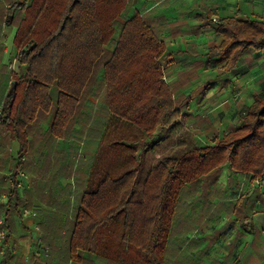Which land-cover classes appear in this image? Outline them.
Segmentation results:
<instances>
[{
    "label": "crops",
    "instance_id": "0c3cea01",
    "mask_svg": "<svg viewBox=\"0 0 264 264\" xmlns=\"http://www.w3.org/2000/svg\"><path fill=\"white\" fill-rule=\"evenodd\" d=\"M14 2L0 0V110L13 76L21 72L15 45H5L21 16L22 7L8 12ZM135 15L147 21L160 42L159 60L181 110L179 120H198L197 146L213 145L236 129L264 91V51H248L226 70L227 62L217 53V26L229 20L264 21V0H132L118 18V28ZM100 99L101 94L89 96L61 137L52 133L53 113L40 114L25 152L0 125V221L6 232L0 264H108L87 253L72 261L68 250L100 152L102 172H123L117 159L122 131L106 135L109 112L105 106L98 110ZM164 131L139 138L132 150L138 163L132 161L128 168L139 165L138 184L165 157L155 155L156 146L169 136ZM141 197V192L133 196ZM187 226L194 233H182ZM171 232L174 248L171 255L168 245V264H264V177L236 173L226 164L219 174L200 179L198 208L178 214ZM195 235L199 237L192 243Z\"/></svg>",
    "mask_w": 264,
    "mask_h": 264
},
{
    "label": "trees",
    "instance_id": "16d2710c",
    "mask_svg": "<svg viewBox=\"0 0 264 264\" xmlns=\"http://www.w3.org/2000/svg\"><path fill=\"white\" fill-rule=\"evenodd\" d=\"M131 1L15 0L10 10L12 14L22 7L14 39L21 72L13 76L0 125L19 141L22 151L40 114L53 113L52 133L61 137L91 95L106 98V135L122 131L117 159L123 172H102L100 152L70 235L72 261L87 253L108 264H168L184 188L219 174L226 164L236 173L264 177L262 91L239 126L213 145L161 158L147 173L141 199L134 200L140 168L128 166L137 162L132 153L136 142L170 129L181 110L164 80L161 45L152 27L135 15L118 28L117 20ZM216 32L221 37L217 53L227 62L226 70L236 67L246 52L264 51V21L229 20Z\"/></svg>",
    "mask_w": 264,
    "mask_h": 264
},
{
    "label": "rangeland",
    "instance_id": "374dc122",
    "mask_svg": "<svg viewBox=\"0 0 264 264\" xmlns=\"http://www.w3.org/2000/svg\"><path fill=\"white\" fill-rule=\"evenodd\" d=\"M14 5V4H13ZM19 5H17L18 7ZM12 8V7H11ZM11 8L8 9L10 13ZM9 19V18H8ZM7 19V21H8ZM17 29L15 26L10 27L9 29V36L5 42L7 47L14 49V39L16 36ZM16 68H19V64L16 65ZM11 71L14 70L11 68ZM16 72V70H15ZM98 79L102 78V73H99ZM101 93V92H100ZM102 94V93H101ZM107 106L106 98L101 95V99L99 102L98 110H102L103 107ZM241 116V115H240ZM242 117V116H241ZM198 120L190 119L189 117H185L179 120L171 130H165L162 134L169 135L165 140L162 141L161 145L156 146L155 155L161 156H177L182 154L189 148L196 147L198 145ZM94 133V130L91 131V135ZM134 135H131L130 140H133ZM134 141V140H133ZM141 145V144H139ZM147 162L146 164H148ZM148 168V165L146 166ZM147 168L144 169V173L146 174ZM137 193L142 191V183H139L136 188ZM198 208V182L194 185L188 186L184 188L182 196L180 198V203L177 211V216L180 214L184 209H194ZM192 226V223H191ZM182 233H194V229L192 227L187 226L186 229H182ZM199 236L195 235L191 240H194L192 243H196ZM171 251L169 252L172 255V251L174 246L169 244ZM201 255V254H199ZM204 257V254H203Z\"/></svg>",
    "mask_w": 264,
    "mask_h": 264
},
{
    "label": "built area",
    "instance_id": "2783aa9c",
    "mask_svg": "<svg viewBox=\"0 0 264 264\" xmlns=\"http://www.w3.org/2000/svg\"><path fill=\"white\" fill-rule=\"evenodd\" d=\"M5 239H6V232L4 230V222L3 221H0V242H3ZM2 254H3L2 253V249H0V256Z\"/></svg>",
    "mask_w": 264,
    "mask_h": 264
}]
</instances>
